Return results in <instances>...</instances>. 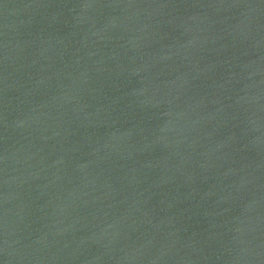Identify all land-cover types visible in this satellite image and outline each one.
<instances>
[{
	"label": "water",
	"instance_id": "obj_1",
	"mask_svg": "<svg viewBox=\"0 0 264 264\" xmlns=\"http://www.w3.org/2000/svg\"><path fill=\"white\" fill-rule=\"evenodd\" d=\"M0 264H264V0H0Z\"/></svg>",
	"mask_w": 264,
	"mask_h": 264
}]
</instances>
